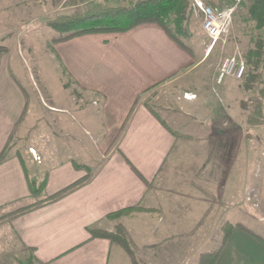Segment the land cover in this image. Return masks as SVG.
I'll list each match as a JSON object with an SVG mask.
<instances>
[{
	"label": "crops",
	"instance_id": "0c3cea01",
	"mask_svg": "<svg viewBox=\"0 0 264 264\" xmlns=\"http://www.w3.org/2000/svg\"><path fill=\"white\" fill-rule=\"evenodd\" d=\"M219 4L232 7L234 0H219ZM212 50L205 54L186 51L155 23L141 24L119 34L75 37L53 47L52 56L62 74L57 80L62 93L56 105L49 103L47 109L39 108L37 112L29 109L28 94L11 73L8 60H1L3 236L13 238L21 249L30 252L36 264H132L128 252L105 238L92 236L89 230H105L111 223L106 220L108 214L139 207L144 211L122 219L134 245L160 244L161 264H184V241L179 236L176 254L163 249L172 241L169 233L181 230L179 218L176 226L168 219L170 207H161L160 218L167 225L162 228L160 241H151L152 230L146 236L148 224L157 215L146 205L152 202L150 186L172 155L177 140L168 122L162 121L164 127L142 100L148 92L176 84L192 70L195 73ZM30 86L34 99L40 101L43 95L33 82ZM209 92L202 95L183 91V97L176 100L178 110L182 114L190 112L196 118L231 117L228 110L217 109ZM185 95L193 98L186 99ZM223 129L228 130L226 125ZM14 133L18 139L28 140L26 149L35 151L39 163L25 148L19 153L13 148L8 150ZM246 171L221 174L224 184L216 196L221 201L214 204L222 220L215 224V208L213 221L210 217L208 220L209 229L220 234L223 224L233 227L216 264H264V233L253 231L242 222L243 217H249L244 191L250 180L255 181ZM233 181L240 182L235 187L238 194L234 203L240 204L236 210L232 207ZM34 182L37 188L42 187L37 196L30 189ZM255 182L259 188V181ZM259 202L264 208V198ZM256 222L264 224V216ZM241 228L251 231L259 240ZM216 242L211 240L207 244ZM208 251H199L197 255Z\"/></svg>",
	"mask_w": 264,
	"mask_h": 264
},
{
	"label": "rangeland",
	"instance_id": "374dc122",
	"mask_svg": "<svg viewBox=\"0 0 264 264\" xmlns=\"http://www.w3.org/2000/svg\"><path fill=\"white\" fill-rule=\"evenodd\" d=\"M137 1L139 0H0V61L8 60L10 63L11 73L18 78L20 85L28 94L29 109L37 112L39 108L47 109L49 103L56 105L59 102L62 91L57 80L62 74L56 68L57 59L55 60V56H52L53 47L56 44L81 35L119 34L84 33L66 39L68 33H59L55 30L53 27L55 23H59V19L71 17L75 12L94 13L100 9L118 6L131 7ZM252 1L242 3L235 9L229 29L217 40L211 53L204 59L205 63L197 68L195 73L192 70L187 77L176 84L158 87L148 92L142 100L145 107L156 113L161 121L168 122L177 140L172 155L164 162L150 186L152 202L145 204L153 208L157 215L153 216L151 224H148L146 236L152 230L151 241H160L162 228L164 229L167 225L166 220L160 218L161 207H170L171 213H168V219L172 220L174 226L179 223L181 230L169 233V239L172 241L163 249L168 248V252L176 254V237L179 236V239L184 241V264L196 262L199 264L201 257L220 247L228 231L227 223L222 225L220 234L213 228L209 229L215 208L218 209L215 224L218 225L222 220V214L216 206L221 199L216 196L221 193L222 184H224L222 175L225 172H245L247 167L248 177L259 181L257 182L260 184L259 188L256 182L251 180L246 186L243 200L249 206V217H243L242 222L249 229L260 234L264 233V224L256 222L259 217L264 216V208L259 206L260 199L264 198V99L262 123L251 126L248 124L252 109L251 102L257 100L256 85L251 84V76L258 73L264 80V70L261 68L264 65V59L261 58L263 47H260L264 41V27L257 28L249 15ZM112 2L117 3L111 5ZM204 4L222 7L219 0H205ZM189 9L187 25L189 37L182 39V42L190 48V51L205 54L210 40L201 29V16L192 7L191 0H189ZM256 52L260 53L262 64L258 61ZM236 54L240 55L245 65L242 80L231 81L228 77H220L226 62ZM29 80L37 86V92L43 95L40 101L34 99ZM183 91H197L202 95L210 91L208 94L217 109L228 110L231 117L228 116L227 119L225 117L211 119L208 116L196 118L189 114L190 112L180 113L176 100L183 97ZM206 104L209 106L208 103ZM223 125H226L228 130L223 129ZM27 143V139H18L14 133L8 150L13 148L18 153L20 150L23 152ZM26 151L32 156L29 152L30 148ZM1 156L3 157V154ZM232 184L234 186L232 207L236 210L240 204L234 203L235 195L238 194L235 187L240 182L233 181ZM40 188L42 191V187ZM215 202H217L216 205ZM139 209L141 210L112 219L106 218L111 223L105 226V230L90 229L89 231L112 234V238L98 237L105 238L113 246L128 252L132 264H161L160 257L163 253L161 245L136 246L124 227L122 219L144 211L143 208ZM258 209L261 210L258 211ZM177 211L180 212L179 215ZM177 218L181 222L177 223ZM244 230L248 234L251 232ZM90 234L94 236L91 232ZM211 240L217 242L207 244ZM180 249L181 246H179ZM206 249L209 251L197 255L199 251H206ZM193 256L194 259H192ZM0 264L36 263L32 260L30 252L21 249L13 238L4 237L0 230Z\"/></svg>",
	"mask_w": 264,
	"mask_h": 264
},
{
	"label": "trees",
	"instance_id": "16d2710c",
	"mask_svg": "<svg viewBox=\"0 0 264 264\" xmlns=\"http://www.w3.org/2000/svg\"><path fill=\"white\" fill-rule=\"evenodd\" d=\"M190 15L189 0H139L131 7L118 6L116 8L100 9L97 12H75L71 17L59 19V23L54 24V29L59 33H68L66 39L78 34L107 32V33H123L138 25L145 23H155L164 30L168 37L177 43L180 47L190 52L182 39L189 37L188 19ZM249 15L256 23L257 28L264 27V0H253L249 9ZM260 47H264V41ZM258 51V50H257ZM258 61L261 62L260 53H255ZM258 62V63H259ZM264 70V65L261 67ZM251 84L256 85L257 100L251 102L248 124L260 125L262 123V104L264 99V80L260 74L256 73L251 76ZM249 81V80H248ZM152 115L165 127L161 119L148 109ZM3 157L0 156V161ZM41 187V186H40ZM36 187V183L30 184L31 193L37 196L41 188ZM141 210L139 208H126L117 212L108 214L107 219L122 216L124 214ZM232 227L229 225L220 247L206 256L200 258L199 264H215L216 259L224 243L227 241ZM94 236L112 238V234L96 233L90 231ZM250 234H252L250 232ZM254 238H259L252 235ZM264 243V241H263Z\"/></svg>",
	"mask_w": 264,
	"mask_h": 264
},
{
	"label": "built area",
	"instance_id": "2783aa9c",
	"mask_svg": "<svg viewBox=\"0 0 264 264\" xmlns=\"http://www.w3.org/2000/svg\"><path fill=\"white\" fill-rule=\"evenodd\" d=\"M250 0H234L232 7H212L205 5L202 0H191L192 7L201 16V29L203 33L210 40L208 50L210 51L217 40L224 34L230 27L233 13L235 9L242 3L249 2ZM261 58L264 59V47L261 52ZM245 73V65L239 54L229 58L223 70H221L220 77H229L235 81H241ZM186 99L193 98V96L185 95ZM34 160L39 163L40 159L35 151H29Z\"/></svg>",
	"mask_w": 264,
	"mask_h": 264
}]
</instances>
